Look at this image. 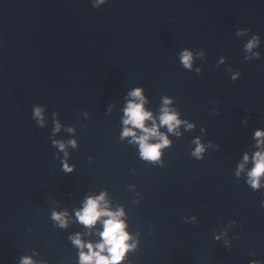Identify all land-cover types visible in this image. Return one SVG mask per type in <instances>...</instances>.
Here are the masks:
<instances>
[{"label":"water","instance_id":"95a60500","mask_svg":"<svg viewBox=\"0 0 264 264\" xmlns=\"http://www.w3.org/2000/svg\"><path fill=\"white\" fill-rule=\"evenodd\" d=\"M257 34L259 47L246 52ZM183 49L202 53V74L181 66ZM138 87L157 122L168 97L195 125L182 124L179 136L160 129L172 141L165 167L121 139L128 93ZM34 106L46 109L44 128ZM258 129L264 0H110L99 9L92 0H0V264L34 252L42 264H77L69 236L99 237L75 222V210L101 192L112 209H125L139 241L126 264H264V191L235 175L244 154L258 150ZM72 138L76 170L67 174L52 140ZM197 138L203 161L191 155ZM53 210L69 212L67 229L54 225Z\"/></svg>","mask_w":264,"mask_h":264},{"label":"clouds","instance_id":"9594fccd","mask_svg":"<svg viewBox=\"0 0 264 264\" xmlns=\"http://www.w3.org/2000/svg\"><path fill=\"white\" fill-rule=\"evenodd\" d=\"M109 2L110 0H92V6L99 9ZM247 32V29H238L237 35L244 36ZM259 43L260 36L257 34L246 42L245 51L251 52L259 47ZM254 55L256 59L260 58L259 52ZM201 56L202 53L183 49L179 53V62L186 71L202 74L203 69L196 66V60ZM249 59L251 58L245 56V60ZM221 63H224V60H221ZM229 71L233 70L229 69ZM241 75L239 71H235L231 75L232 81H238ZM147 103L143 89L138 87L128 93V101L123 109L124 128L121 132V139L131 137L129 143L139 145V155L143 161L154 166L165 167L163 152L172 146V141L168 134L161 132L160 129L166 127L168 133L179 136L181 133L178 129L182 124H185L189 130L193 129L195 125L181 120L180 113L169 107L173 104V100L168 97L163 99L158 122L153 112L146 110ZM45 112L46 109L41 106L32 108V119L37 122L40 128L46 126ZM85 116H88L87 112H85ZM53 117L52 135L56 136L62 131V123L59 113H54ZM148 121L151 122L150 126H146ZM134 129L140 130V134ZM201 130L204 131V129ZM67 131L75 137L76 130L74 128L69 127ZM254 139L256 141L255 148L258 150L251 154H244L243 162L238 165L235 175L237 178L242 174L246 176V184L253 191L260 192L264 191V129L256 130ZM154 140L156 142H151ZM194 143L196 147L191 155L196 160L203 161L206 147L199 138ZM52 146L57 149L56 156L60 160L61 170L67 174L74 173L76 168L75 165L70 164L68 149L77 148L79 146L77 140L75 138L66 141L54 139ZM60 153H63L62 157ZM89 162H93L92 158H89ZM50 218L54 225L60 229H67L72 220L68 211L53 210ZM75 222L88 230L86 233L88 236L95 234L99 237L96 242H93L91 239H85L84 233L76 232L69 236L70 243L77 250V264H126L128 254L136 251L139 246V241L128 231L129 225L125 209L123 207L112 209L106 192L88 196L83 201L82 207L75 210ZM232 223L235 225L236 222L232 221ZM216 239H220V237L217 236ZM37 255L38 253L35 252L32 255H22L18 264H42L41 261L36 260ZM251 264H262V262L252 260Z\"/></svg>","mask_w":264,"mask_h":264}]
</instances>
